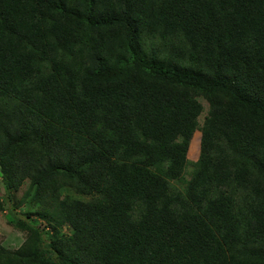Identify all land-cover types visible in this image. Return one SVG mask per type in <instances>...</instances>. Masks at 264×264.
<instances>
[{
	"label": "trees",
	"instance_id": "trees-1",
	"mask_svg": "<svg viewBox=\"0 0 264 264\" xmlns=\"http://www.w3.org/2000/svg\"><path fill=\"white\" fill-rule=\"evenodd\" d=\"M0 172V264H264V0H0Z\"/></svg>",
	"mask_w": 264,
	"mask_h": 264
},
{
	"label": "rangeland",
	"instance_id": "rangeland-1",
	"mask_svg": "<svg viewBox=\"0 0 264 264\" xmlns=\"http://www.w3.org/2000/svg\"><path fill=\"white\" fill-rule=\"evenodd\" d=\"M204 104L207 105L206 102H204ZM205 114L206 112L203 113L200 119L201 123H203L204 121ZM200 137H201L200 133H196L192 138L188 151V158L192 161H196L198 159L199 149H200ZM28 184L29 181H27L20 190L12 193L11 197L14 198V200L11 199L9 200L6 198L7 191L4 189L3 182L1 180V172H0V199L6 201L5 206L7 208L5 213L4 212L0 213V240L6 241L8 244L12 242L13 245H18L25 237L24 233L17 231L8 223V218L6 216V213H11V209L12 207H14V203L22 198L25 190L28 187ZM18 211H21L23 213L22 217L25 218L26 217L25 212H28V209L20 208L18 209ZM29 221H33V223L37 226L39 223V218L36 216L34 217L31 216L29 218ZM63 232L68 233L69 229L64 228ZM42 234L44 235L45 239H48L47 233L42 232Z\"/></svg>",
	"mask_w": 264,
	"mask_h": 264
},
{
	"label": "clouds",
	"instance_id": "clouds-1",
	"mask_svg": "<svg viewBox=\"0 0 264 264\" xmlns=\"http://www.w3.org/2000/svg\"><path fill=\"white\" fill-rule=\"evenodd\" d=\"M200 139H201V137H200ZM199 152H200V149H199ZM36 217L39 218V223L37 225V228H39L41 232L49 234L51 232V229L47 226V223L40 216H36Z\"/></svg>",
	"mask_w": 264,
	"mask_h": 264
}]
</instances>
